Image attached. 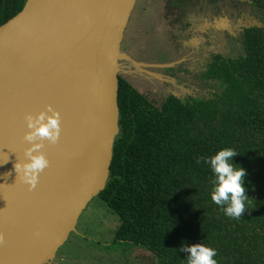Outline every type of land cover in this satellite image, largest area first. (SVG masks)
<instances>
[{
    "label": "trees",
    "instance_id": "1",
    "mask_svg": "<svg viewBox=\"0 0 264 264\" xmlns=\"http://www.w3.org/2000/svg\"><path fill=\"white\" fill-rule=\"evenodd\" d=\"M251 1L264 11V0ZM1 6L0 25L20 11ZM240 35V56H212L205 94L157 100L118 75L119 132L96 197L118 217L113 241L156 264H187L180 247L196 242L217 250V264H264V23ZM222 148L237 151L233 161L247 173L239 219L210 198L204 158Z\"/></svg>",
    "mask_w": 264,
    "mask_h": 264
},
{
    "label": "water",
    "instance_id": "2",
    "mask_svg": "<svg viewBox=\"0 0 264 264\" xmlns=\"http://www.w3.org/2000/svg\"><path fill=\"white\" fill-rule=\"evenodd\" d=\"M136 0H26L0 25V264H45L104 189L118 126V75L135 65L121 42ZM258 24L256 26H260ZM60 113L49 167L29 190L24 114Z\"/></svg>",
    "mask_w": 264,
    "mask_h": 264
},
{
    "label": "flooded vegetation",
    "instance_id": "3",
    "mask_svg": "<svg viewBox=\"0 0 264 264\" xmlns=\"http://www.w3.org/2000/svg\"><path fill=\"white\" fill-rule=\"evenodd\" d=\"M26 0H0L1 9L3 11L9 10L14 11L15 6L19 7V10L22 8ZM150 0H148L149 4ZM201 6L204 8L206 6H211L215 11H219L222 7H228L231 12L229 14L230 20L233 22V24H236L239 26V22L236 19L237 16H240V12L238 13L237 9L243 8L245 11V15L247 17L245 20L249 18V14L256 15L257 9L253 4L251 0H248V2H245L244 5L241 4V2H235L234 0H203L199 1ZM148 4L143 6L140 9L139 15L136 18V21L133 22V20L128 21L130 24V28H133L136 26L137 28L141 29V40L139 41V44L132 42L130 40V37L132 38V31H129V24H127L128 29L124 32V37L122 39V47L124 49L133 48L136 47L134 50V55L142 62H144L147 66V71L149 69H153L157 73H162V80L160 81V85L152 86L151 82L147 80L146 77L142 76L139 78L138 87L141 91L146 92L151 97L156 98L157 100L160 99L162 96L168 95V94H174L175 87L174 88H167L169 86H172L173 82L175 84H178V81L180 79L183 80L182 83H184L185 86L188 88H193L194 90H198L201 92H198L194 96H198L204 92L207 91L208 87V81L206 80V70L209 66V62L213 55H221L224 57H236V55H233L234 52L237 53V56H240L242 53L241 48V30L237 29L234 31V34H229L230 37L224 38L222 33H212L209 31L201 32L200 30H195L192 33L184 32H176L175 39H172L171 33L174 32L173 26L178 22L180 24H185L187 28H189L190 23L182 22L183 20H180V17L178 14L174 13L171 14L174 19H171L169 22L170 30L166 29V26H164V19L163 17L157 16L158 23H162V31L167 32L169 36L167 35L165 37V40L161 42V37H157L156 39H152L151 37V30L149 29L148 24L143 21L144 14L146 13V9L148 8ZM237 4H240L237 6ZM168 5L171 8L180 9L181 13H184V17L188 16L189 13H192L191 11L195 10L198 5V0H171ZM259 12H263V10L258 9ZM176 15V17H175ZM162 17V18H161ZM4 18L2 15H0V20ZM170 19V15L167 13L165 17V21L168 22ZM140 22V26L137 24ZM126 26V28H127ZM193 34L195 35L194 39L192 40ZM157 49L159 53L161 54V58L157 63L155 61L158 59L157 55L153 51L154 49ZM231 48V49H230ZM137 50V51H136ZM133 51V50H132ZM222 51L220 53H216ZM229 51V53L226 55L225 52ZM240 54V55H238ZM184 61H179L180 58H184ZM148 75V72H144ZM184 75H187L185 77ZM121 77L125 78L129 82H133L130 78H128L126 75L121 74ZM149 76V75H148ZM142 86V87H141ZM145 86V87H143ZM152 87L154 89H152ZM138 260L135 264H145V261L141 258L142 256H137ZM61 260V258H60ZM72 259L70 258V261ZM153 264H156V262L153 260Z\"/></svg>",
    "mask_w": 264,
    "mask_h": 264
},
{
    "label": "clouds",
    "instance_id": "4",
    "mask_svg": "<svg viewBox=\"0 0 264 264\" xmlns=\"http://www.w3.org/2000/svg\"><path fill=\"white\" fill-rule=\"evenodd\" d=\"M23 160L15 161L13 169L16 177L29 190L36 187L40 173L49 167V160L41 149L43 141L56 143L60 137V113L51 105H47L35 113L24 114ZM239 154L233 148H222L204 158V163L213 174L211 201L216 204L225 216L239 219L245 213L248 196L245 189L246 170L233 161ZM199 158L197 163H199ZM180 251L187 254V264H217V250L200 242L185 244Z\"/></svg>",
    "mask_w": 264,
    "mask_h": 264
},
{
    "label": "rangeland",
    "instance_id": "5",
    "mask_svg": "<svg viewBox=\"0 0 264 264\" xmlns=\"http://www.w3.org/2000/svg\"><path fill=\"white\" fill-rule=\"evenodd\" d=\"M199 1L203 2V0H198L196 9L191 11L194 12V20L197 23V26L189 25L190 27L187 28L185 24L182 25L177 22L173 26L174 32L171 33L170 36L172 39H175L176 32L178 31H186L187 33H192L195 30H202L201 27L198 26V23L203 22V7L199 3ZM234 1L241 2V4L243 5L245 2H248V0ZM239 5L240 4H237V6ZM204 9L215 11L211 4L204 7ZM258 9L257 14H249V18L247 20H245V18L247 17L245 13L247 11H245L243 8L237 9L238 13L240 12L241 14L240 16L236 17L240 24V28L264 23V13L259 12ZM178 11H180L179 8ZM130 24L129 31H132L133 35L132 38L130 37V40L137 43L138 45L142 37L141 29L137 28L133 30L132 28H130ZM234 26L236 28L238 27L236 24H234ZM218 31L223 34L224 38L230 37V35L228 34L230 32L228 27H220ZM233 36H235V34ZM153 51L158 57V59L155 61V63H157L161 58V54L156 48ZM220 52L222 51L216 53ZM228 53L229 51L225 52L226 55ZM233 55L237 56V53L234 52ZM184 60L185 57L179 59V61ZM121 74L126 75L128 78H133L130 72L123 68ZM184 76L187 77V75ZM182 82L183 80L180 79L177 85L175 84V82H173L172 86H169L167 88L175 87L176 89L173 93H175L177 96H185L187 94L195 95L198 92H201L198 90H194L193 88H188ZM132 84L139 88L138 84L140 83L133 81ZM205 93L206 92H204V94ZM118 222L119 220L117 215L113 213L111 209L98 197H93L78 217L76 225L74 227V231L69 234L67 240L58 248L54 257L45 264H135L138 260V257L136 256L137 251L139 252L138 256H142L141 258L145 261V264H153V260L149 258L148 253L143 251L140 247L133 246L126 242L113 241L114 231L118 226ZM137 248L139 250H137ZM70 258L72 259L71 261Z\"/></svg>",
    "mask_w": 264,
    "mask_h": 264
},
{
    "label": "crops",
    "instance_id": "6",
    "mask_svg": "<svg viewBox=\"0 0 264 264\" xmlns=\"http://www.w3.org/2000/svg\"><path fill=\"white\" fill-rule=\"evenodd\" d=\"M136 0L135 6L131 12L130 15V20H133V22L136 21V18L139 15L140 9L145 6L146 4H148V0ZM171 0H150L149 4L147 5L148 8L146 9V13L144 14V18L143 21H145L146 24H148L149 29L151 30V37L152 39H156L157 37H161V42H163L165 40V37L169 34L167 32H163L162 31V23L159 22L157 20V16H162L164 19V26H166L167 30H170L169 27V22L171 19H174L173 16H171L170 12L172 14L176 13L179 15L180 20H183L182 22H187L190 23L191 26H197V23L194 20V12L189 13L188 16L184 17V13H181L180 11H178L177 9L171 8L168 3ZM190 1V0H187ZM138 3V6H137ZM202 15H203V22L202 23H198V26L201 27L202 30H200L201 32L204 31H209L212 33H219V28L220 27H224V28H229L230 32L229 34H235V30L237 29H242L240 28V26H238L237 28L234 26L233 22L230 20L229 18V14L231 12V10L227 7H222L219 11H210L209 9H202ZM170 15V19L168 22L165 21V17L166 14ZM161 17V18H162ZM176 17V15H175ZM129 20V21H130ZM205 21V22H204ZM129 24V23H128ZM140 26V22L137 23ZM128 29V26L127 28ZM133 30L137 29L136 26H134L132 28ZM177 34V33H176ZM124 37V36H123ZM195 35L193 34L192 36V40L194 39ZM123 39V38H122ZM122 43V42H121ZM121 49L128 54L132 60L134 61L135 65L132 66V64L130 65L132 67V69L129 71L130 74L133 76V78H130L132 81L137 82L139 81V78H141L142 76L143 78H147L148 81L151 82L152 86H159L160 85V81L162 80V73H157L155 72L153 69H149L148 71L147 66L144 62L140 61L135 55V48H133L131 50V48L128 49H124L122 47L121 44ZM144 72H148V75Z\"/></svg>",
    "mask_w": 264,
    "mask_h": 264
}]
</instances>
